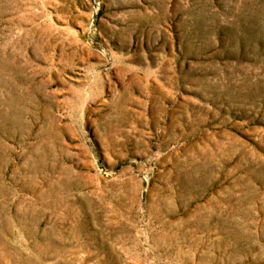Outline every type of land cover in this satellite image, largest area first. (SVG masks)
I'll list each match as a JSON object with an SVG mask.
<instances>
[{
  "label": "rangeland",
  "instance_id": "obj_1",
  "mask_svg": "<svg viewBox=\"0 0 264 264\" xmlns=\"http://www.w3.org/2000/svg\"><path fill=\"white\" fill-rule=\"evenodd\" d=\"M0 264H264V0H0Z\"/></svg>",
  "mask_w": 264,
  "mask_h": 264
}]
</instances>
